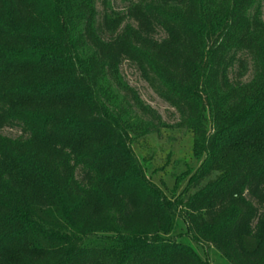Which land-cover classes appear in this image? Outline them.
Instances as JSON below:
<instances>
[{
  "label": "trees",
  "instance_id": "trees-1",
  "mask_svg": "<svg viewBox=\"0 0 264 264\" xmlns=\"http://www.w3.org/2000/svg\"><path fill=\"white\" fill-rule=\"evenodd\" d=\"M253 9L136 0L96 29L94 0H0V131L21 133H0V264H211L164 238L177 207L131 149L153 124L109 97L123 61L204 156L183 203L190 241L227 264H264V26L253 28Z\"/></svg>",
  "mask_w": 264,
  "mask_h": 264
},
{
  "label": "rangeland",
  "instance_id": "rangeland-1",
  "mask_svg": "<svg viewBox=\"0 0 264 264\" xmlns=\"http://www.w3.org/2000/svg\"><path fill=\"white\" fill-rule=\"evenodd\" d=\"M135 1L94 0L96 8L94 27L98 29L103 24L105 15L107 18H115L117 14L122 15L126 8ZM257 1L258 10L255 13L253 9L250 15L254 23L253 28L260 29L258 22L261 27L264 26V0ZM41 10L47 17L46 4H43ZM89 50L91 49L86 48L84 50L86 52L81 54V57L86 56ZM250 74L251 67L249 66L242 80H248ZM119 77L121 83L112 79L107 80L106 84L110 87V99L116 106L128 105L130 116L150 121L153 124L152 130L147 133L139 130L132 134V152L146 179L161 191L174 208L177 207V216L173 219L172 228L164 238L176 243L191 245L201 258L207 259L211 264H227L211 245L191 242L183 221V203L199 191L200 187L197 188L194 185V175L204 159V156L197 151L193 134L176 126L179 119L174 109L152 91L133 65L123 61L119 66ZM125 84L127 88H124ZM131 90L135 93L140 105L150 111L149 114L144 113L135 104L131 93L128 92ZM0 133L10 138H16L21 134L20 130L15 127H6ZM96 238L95 235L88 236L86 244L92 247ZM104 244V250H107V243L104 242ZM107 254L108 252L103 253L104 258L111 257Z\"/></svg>",
  "mask_w": 264,
  "mask_h": 264
}]
</instances>
